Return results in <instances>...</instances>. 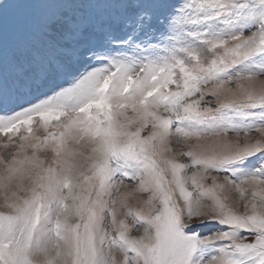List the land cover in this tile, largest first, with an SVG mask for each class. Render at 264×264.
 <instances>
[{
    "label": "snow or ice",
    "instance_id": "1",
    "mask_svg": "<svg viewBox=\"0 0 264 264\" xmlns=\"http://www.w3.org/2000/svg\"><path fill=\"white\" fill-rule=\"evenodd\" d=\"M0 264H264V0H0Z\"/></svg>",
    "mask_w": 264,
    "mask_h": 264
}]
</instances>
